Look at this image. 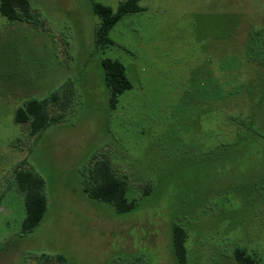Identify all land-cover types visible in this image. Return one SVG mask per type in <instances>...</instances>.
I'll return each mask as SVG.
<instances>
[{
    "label": "rangeland",
    "instance_id": "rangeland-1",
    "mask_svg": "<svg viewBox=\"0 0 264 264\" xmlns=\"http://www.w3.org/2000/svg\"><path fill=\"white\" fill-rule=\"evenodd\" d=\"M126 1L29 0L39 26L0 12V264H180L176 225L188 264H238L236 248L264 264V0H141L98 49L94 4ZM104 59L132 83L115 109ZM67 89L72 104L49 109L64 119L34 138L16 124L26 102ZM100 160L129 181L132 211L84 193ZM23 163L48 201L28 234Z\"/></svg>",
    "mask_w": 264,
    "mask_h": 264
},
{
    "label": "trees",
    "instance_id": "trees-1",
    "mask_svg": "<svg viewBox=\"0 0 264 264\" xmlns=\"http://www.w3.org/2000/svg\"><path fill=\"white\" fill-rule=\"evenodd\" d=\"M140 1L127 0L118 7L116 13L109 7L94 4V12L100 19L95 34L98 49L104 50L114 45L110 38V32L126 15L141 11ZM0 12L12 22H28L36 26L40 24L38 18L31 11L29 0H0ZM102 67L111 94V107L115 109L119 97L132 88V83L128 78L126 67L120 61L104 59ZM61 93L52 94L45 99H32L26 102L23 107L16 110V124H28L29 136L34 138L50 123L64 119V115L51 116L49 110L51 104H59L64 110L72 104L73 93L67 89L65 93H70V95L66 96L64 101L60 98ZM250 124L256 127V117L251 119L249 126ZM249 126L248 130H250ZM24 166L23 163L14 170L13 185L24 198L26 215L21 231L28 234L35 231L45 219L48 212V201L44 194V180L31 171L25 170ZM83 191L91 199L113 206L120 214L132 211L138 202L136 199H129V181L117 176L107 160H100L94 164L93 168L85 169ZM145 193L147 195L149 192ZM186 239V230L181 225H176L174 227V246L180 264H188ZM43 257L47 259L46 256ZM234 257L238 264H261L242 248H236Z\"/></svg>",
    "mask_w": 264,
    "mask_h": 264
}]
</instances>
